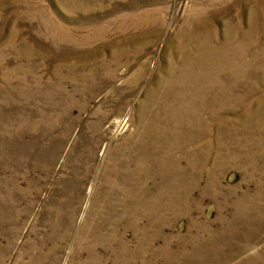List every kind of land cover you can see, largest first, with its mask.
Wrapping results in <instances>:
<instances>
[{"label": "rangeland", "instance_id": "1", "mask_svg": "<svg viewBox=\"0 0 264 264\" xmlns=\"http://www.w3.org/2000/svg\"><path fill=\"white\" fill-rule=\"evenodd\" d=\"M0 264H264V0H0Z\"/></svg>", "mask_w": 264, "mask_h": 264}]
</instances>
